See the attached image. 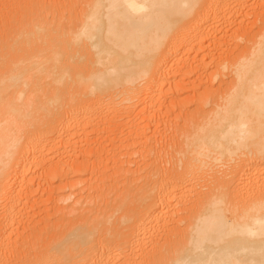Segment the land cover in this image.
<instances>
[{"label":"bare ground","instance_id":"6f19581e","mask_svg":"<svg viewBox=\"0 0 264 264\" xmlns=\"http://www.w3.org/2000/svg\"><path fill=\"white\" fill-rule=\"evenodd\" d=\"M0 264H264V0H0Z\"/></svg>","mask_w":264,"mask_h":264},{"label":"rangeland","instance_id":"374dc122","mask_svg":"<svg viewBox=\"0 0 264 264\" xmlns=\"http://www.w3.org/2000/svg\"><path fill=\"white\" fill-rule=\"evenodd\" d=\"M46 4H47V3H46ZM46 4L44 3V5L42 6V8H43L44 10L47 9V6L49 5V3L47 4V6H46ZM50 7H51V6H50ZM50 7H49V8H50ZM49 8H48V9H49ZM51 8H52V7H51ZM48 9H47V10H48ZM53 9L55 10V8H53ZM42 11H43V10H42ZM48 12H49V10H48ZM48 12H47V13H48ZM51 13H52V11H51V9H50V14H51ZM186 93L189 94L190 92H189V91H186V92L183 93V95H184V94L186 95ZM146 117H147V116H146ZM148 117H149V116H148ZM133 118H134V120L136 119V120H135L136 122L139 121V120H138L139 116H137V118H136V117H133ZM150 118H151V116H150ZM154 119H155V120H154ZM154 119L152 120V121H153L152 123H155V122L157 123V119H158V117L156 116V118H154ZM140 120H141V119H140ZM166 120H167V119H166ZM139 122L142 123V120L139 121ZM141 123H140V124H141ZM156 123H155V124H156ZM140 124H139V125H140ZM142 124H143V123H142ZM142 124H141L140 126H142ZM161 124H162V123H161ZM158 125L160 126V124H156V126H158ZM150 126H151V125H150ZM152 126H153V128H152ZM152 126H151V129H153V130H151V129L149 128L148 131H154V127H156V126H155L154 124H152ZM163 126H164V125L162 124V127H163ZM160 128H161V126L159 127V129H160ZM161 129H163V128H161ZM125 132H126V131H125ZM149 133L151 134V132H148V134H149ZM152 134H154V133L152 132ZM107 145L109 146V147H107V150H108V148H111V149H112V145H111V147H110L109 144H107ZM113 149H114V148H113ZM109 150H110V149H109ZM109 150H108V153H109V154H106V156L108 157V155H109V158H110V157L113 158L112 150H110V152H109ZM113 152H114V150H113ZM111 153H112V154H111ZM110 155H112V156H110ZM106 156H105V157H106ZM107 157L105 158L106 161H107ZM135 157L137 158L138 156H135ZM112 158H111V159H112ZM106 161H105V163H107ZM111 161H112V160H111ZM111 161L109 162V166L112 167V162H111ZM111 167H110V168H111ZM132 167H135V165L133 164ZM110 168H108V169L110 170ZM40 172H41V171H40ZM37 175H38V178H39V181H40L41 179H40V177H39V173H38ZM38 178H37V180H38ZM39 181H38V183H39ZM82 185H83V184H82ZM82 187H84L85 189H84V188H83V189H84V190H87V193H88V188H86L87 186H85V184H84V186H82ZM40 192H41V193H40ZM83 192L86 194L85 191H83ZM39 193L42 194L43 192H42V191H39ZM38 195H39V194H38ZM42 195H43V194H42ZM39 196H40V195H39ZM46 196H47V195H46ZM70 200H71L70 202H69V200H68V203L62 201V202L59 203V204H60V205L62 204V206H67L69 203L73 202L72 199H70ZM73 203H75V200H74ZM71 204H72V203H71ZM74 207H75V206H74ZM30 209H31V208H30ZM30 209H29V210H30ZM39 209H40V208H38V212H39ZM31 210H32V209H31ZM31 210L29 211L30 213H32L31 215H33V214H37V215H38V214H39V213L37 212V207L34 208V210L36 211V213H35V211L32 212Z\"/></svg>","mask_w":264,"mask_h":264}]
</instances>
